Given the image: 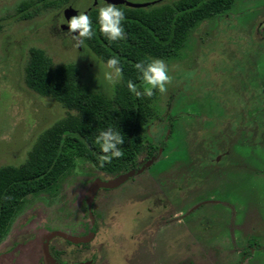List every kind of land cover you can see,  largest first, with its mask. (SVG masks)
<instances>
[{
	"label": "rangeland",
	"instance_id": "rangeland-1",
	"mask_svg": "<svg viewBox=\"0 0 264 264\" xmlns=\"http://www.w3.org/2000/svg\"><path fill=\"white\" fill-rule=\"evenodd\" d=\"M36 0H0V170L25 167L62 129L82 118L24 82L29 49L70 83L112 101L120 78L103 79L105 63L56 31L63 9L91 0H56L22 19ZM105 0L144 6L176 0ZM165 63L170 81L157 90L146 140L164 146L126 182L88 190L114 177L70 149V171L50 189L27 196L0 239V264H264V0H235L196 23ZM164 137V139H163ZM166 138V140H165Z\"/></svg>",
	"mask_w": 264,
	"mask_h": 264
},
{
	"label": "trees",
	"instance_id": "trees-1",
	"mask_svg": "<svg viewBox=\"0 0 264 264\" xmlns=\"http://www.w3.org/2000/svg\"><path fill=\"white\" fill-rule=\"evenodd\" d=\"M56 0H36L19 7L20 18L32 16L38 8H45ZM235 0H176L144 6L111 4L121 8L123 39L109 41L98 31L97 9L88 12L94 29L92 38L83 39L91 53L106 63L115 56L121 68L120 87L114 100L100 98L85 88L70 83L71 67L60 66L50 71V62L42 51L29 49L24 68L26 86L40 97L53 99L63 108L75 111L82 118L78 133L62 129L45 140L25 167L0 170V239L22 201L29 195L50 189L71 168L70 149L78 157L90 161L103 174L116 177L130 170H138L151 158H156L164 141L146 140L143 128L156 118L153 103L156 89L144 95L142 81L133 65L150 58L175 56L182 49L188 31L198 22L230 8ZM131 80L142 92L140 97L126 87ZM112 127L120 131L124 142L119 145L121 156L102 162L103 155L95 137L99 131ZM164 139V137H163Z\"/></svg>",
	"mask_w": 264,
	"mask_h": 264
},
{
	"label": "clouds",
	"instance_id": "clouds-1",
	"mask_svg": "<svg viewBox=\"0 0 264 264\" xmlns=\"http://www.w3.org/2000/svg\"><path fill=\"white\" fill-rule=\"evenodd\" d=\"M124 12L121 8L105 3V0H99V5L96 12V25L98 31L106 36L109 41L123 39L122 21ZM61 24L67 25V34L77 41L74 47L82 44L83 39L92 38L94 29L90 22L89 16L80 11L74 17L67 21L60 20ZM76 33V35H73ZM103 71V79L109 84L116 82L121 76V68L119 67L118 59L113 56L107 59ZM136 72L139 74L142 83V91L144 95H151V90L156 89L160 92L164 91V86L170 81L167 74L165 63L159 59H152L148 62L140 61L133 65ZM128 91L136 97H140L142 92L137 89L131 80L126 83ZM124 142V137L120 131L114 130L112 127H107L99 131L95 137V143L99 145V149L103 155L99 157L100 161L106 162L113 157L121 156L119 145Z\"/></svg>",
	"mask_w": 264,
	"mask_h": 264
},
{
	"label": "water",
	"instance_id": "water-1",
	"mask_svg": "<svg viewBox=\"0 0 264 264\" xmlns=\"http://www.w3.org/2000/svg\"><path fill=\"white\" fill-rule=\"evenodd\" d=\"M96 1V0H94ZM76 12L72 9V8H66L64 10V16L65 19H68L70 16H75ZM73 35H76V33H73ZM155 160V158H151L148 162H146L142 167H140L138 170H130L126 173H123L121 175H118L112 179L109 180H97L95 181L90 189L88 190V194H87V199H86V203H87V210L89 213V217L91 220H93V216L91 213V203H92V199L95 195V193L99 190V189H103V188H113L116 187L124 182H126L128 179L132 178L134 175L139 174L140 172H142L144 169H146L151 163H153Z\"/></svg>",
	"mask_w": 264,
	"mask_h": 264
},
{
	"label": "flooded vegetation",
	"instance_id": "flooded-vegetation-1",
	"mask_svg": "<svg viewBox=\"0 0 264 264\" xmlns=\"http://www.w3.org/2000/svg\"><path fill=\"white\" fill-rule=\"evenodd\" d=\"M163 0H161L160 2H162ZM106 3V2H105ZM98 5H99V0H96V1H94V0H91V2L83 9V11L86 13V14H88V12L89 11H91L92 9H97V7H98ZM66 8H71V5H68V6H66L64 9H63V11H62V15H61V17H62V19H65V16H64V10L66 9ZM74 10V9H73ZM75 12H76V15L78 14V12L79 11H77V10H74ZM75 15V16H76ZM71 17H74V16H70L68 19H70ZM68 19H65V21H67ZM56 31H58V32H61V33H63L64 35H68L67 34V31H68V29H67V25L66 24H59L58 25V28H56ZM69 36V35H68ZM69 37H71V36H69ZM72 38V37H71ZM165 140H166V138H165ZM161 151V149H159V152ZM129 180V179H128ZM92 204V203H91ZM86 211H87V213H88V210H87V203H86ZM91 213H92V209H91ZM88 215H89V213H88ZM93 216V215H92ZM89 219H90V217H89ZM91 220V219H90ZM92 222H93V220H91Z\"/></svg>",
	"mask_w": 264,
	"mask_h": 264
}]
</instances>
